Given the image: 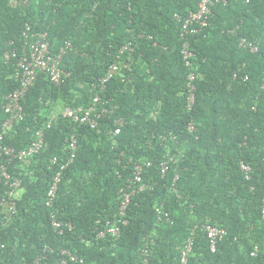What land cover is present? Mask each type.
Instances as JSON below:
<instances>
[{"label": "trees", "instance_id": "obj_1", "mask_svg": "<svg viewBox=\"0 0 264 264\" xmlns=\"http://www.w3.org/2000/svg\"><path fill=\"white\" fill-rule=\"evenodd\" d=\"M199 1L0 0V132L7 118L4 98L19 87L16 60L6 62L3 56L19 48L25 25L47 34L53 55L67 42L72 46L62 59L68 77L56 87L40 73L21 102L23 119L3 138L4 145L23 150L36 130L44 131L37 156L8 166L21 186L14 194L16 213L0 223V264H33L45 246L51 251L39 264H61L62 249L84 264H140L144 237L151 241L149 264H178L191 233L190 264H262V254L252 257L251 252L255 246L264 249V0L215 5L208 26L190 38L194 58L187 68L180 54V24L173 16L195 11ZM240 38L255 42L258 52L240 49ZM127 42L132 52L117 60V49ZM114 62L119 71L100 97L116 107L113 119L124 120L119 135L112 137V119L90 128L56 112L58 107L88 106L95 95L91 85ZM189 72L197 76L191 110L186 106ZM169 133L175 139L160 142ZM72 134L78 152L62 172L49 209L45 199L55 171L50 160L65 158ZM167 155L173 161L162 176L160 164ZM135 163H150L142 174L150 189L131 198L128 223L118 239L97 240L102 224L118 215L119 196L132 186ZM241 163L251 167L250 181ZM6 191L1 185L0 220L10 205L9 198L1 205ZM158 208L168 218H160ZM51 212L72 230L57 236ZM205 224L227 233L214 253Z\"/></svg>", "mask_w": 264, "mask_h": 264}, {"label": "built area", "instance_id": "obj_2", "mask_svg": "<svg viewBox=\"0 0 264 264\" xmlns=\"http://www.w3.org/2000/svg\"><path fill=\"white\" fill-rule=\"evenodd\" d=\"M243 4H249L252 0H235ZM218 4H226V0H200L197 9L190 11L185 15L174 14L173 18L180 24L179 37L182 41L180 46L181 59L187 68L193 66L192 59L194 53L190 49V38L194 35L202 32L209 24V20L212 16V8ZM237 29V28H236ZM229 33H234L230 30ZM14 42L10 41L8 46H13ZM238 47L248 53L255 54L258 52V46L255 42L250 41L246 38H240L238 41ZM50 42L48 36L43 32H33L31 27L26 24L22 32V41L19 48H12L10 51L4 53V60L9 62L11 59L16 60L14 78L19 82V87L9 92L2 104V110L7 115L6 120L1 126L0 132V186L4 185L7 187L6 196L1 200V205H4L7 198L10 200V205L5 212V216L2 217L0 223L11 219L16 213L14 194L21 186V181L17 177H13L9 172L8 166L15 160L24 162L37 156L43 149L44 144V131L42 129L36 130L34 133L33 140L23 150H16L13 147L3 144V138L5 134L17 123L23 119V106L21 104L28 90L33 87L37 76L40 73H44L48 76L49 81L54 86H60L64 79L68 77V74L64 71L62 66V59L71 50L72 46L70 43H65L60 48L57 54L53 55L49 51ZM132 44L127 42L120 46L115 53V58L120 60L121 57L128 52H132ZM119 71L118 65L114 62L109 65L106 76L99 79L97 82L91 85V91L95 93L92 97L91 103L86 106H79L75 108L64 107L60 115L63 118L71 120L74 123L80 125H88L90 128H96L101 119H112L115 124V129L112 132V137L119 135L122 127L124 126V120L122 118L113 119L114 110L116 107L111 108L108 100H102L100 94L105 91L107 83L111 78ZM239 71L233 74V79H237ZM197 76L194 72H189L186 77V106L188 110H191L195 102L196 86L195 81ZM247 77L243 78L246 81ZM50 125V121L48 125ZM187 130L191 133L194 130V123L190 122L187 126ZM175 139L172 135L166 134L165 136L159 137L160 142L165 140ZM66 156L61 159L60 157H53L50 160L51 166L55 167V171L49 182L47 189L45 206L49 209L53 208L56 200L61 175L73 162L78 152V142L74 134L69 136L66 146ZM173 158L167 155L165 160L160 164L161 175H165L168 170L170 162ZM150 163H135L133 165V180L131 181L132 186H128L127 190L121 191L119 200L120 204L118 207V215L114 220H106L102 226L97 230L96 239L111 238L116 240L121 235V228L126 226L127 211L131 203V198L138 192L150 189V186L143 183L142 174L145 167H149ZM241 172L244 175L246 181H250L252 178L251 167L241 163ZM135 186V187H133ZM157 215L161 218H168V214L156 209ZM56 212H51L50 226L52 231L57 236H62L66 231L72 230V225L67 222L59 221L56 217ZM260 221L262 225V237L264 239V194L262 197V205L260 210ZM100 225V224H99ZM206 234L209 242V250L214 253L217 250V244L224 237L227 236L225 229L205 224L202 227ZM151 241L149 237H144L142 247L140 249V264H149V246ZM194 234L191 233L187 237L185 244L183 245L178 264H190V256L193 250ZM4 248V245H0V252ZM51 248L45 246L41 258H37L33 264H39L40 259L44 258L45 254L50 252ZM262 254V264H264V249L260 251L258 246L253 248L251 252L252 257H257L258 254ZM60 255L65 259L61 261V264L67 262L73 264H84L83 258L72 254L71 252L62 249Z\"/></svg>", "mask_w": 264, "mask_h": 264}, {"label": "rangeland", "instance_id": "obj_3", "mask_svg": "<svg viewBox=\"0 0 264 264\" xmlns=\"http://www.w3.org/2000/svg\"><path fill=\"white\" fill-rule=\"evenodd\" d=\"M61 109H62V107H58V108L56 109V112H57V113H60Z\"/></svg>", "mask_w": 264, "mask_h": 264}]
</instances>
